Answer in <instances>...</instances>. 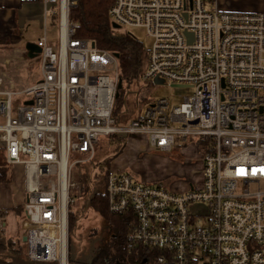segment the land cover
<instances>
[{"label":"built area","instance_id":"built-area-1","mask_svg":"<svg viewBox=\"0 0 264 264\" xmlns=\"http://www.w3.org/2000/svg\"><path fill=\"white\" fill-rule=\"evenodd\" d=\"M44 2L59 4L46 13L59 16L60 44L39 37L40 77L17 88L0 70V142L6 162L23 165L28 177V258L62 264L83 164L101 137L142 135L150 152L171 154L182 171L165 185L110 167L109 210L130 224L124 250L113 248L105 264H264V190H251L264 180V11L221 10L217 0H115L112 21L153 38L143 79L195 89L179 106L157 99L121 123L119 57L77 37L69 13L78 0ZM15 97L23 99L16 116ZM139 150L137 141L127 145L129 163ZM192 166L195 183L187 184ZM201 203L205 212L192 214ZM5 213L0 207V233Z\"/></svg>","mask_w":264,"mask_h":264},{"label":"rangeland","instance_id":"rangeland-1","mask_svg":"<svg viewBox=\"0 0 264 264\" xmlns=\"http://www.w3.org/2000/svg\"><path fill=\"white\" fill-rule=\"evenodd\" d=\"M227 2L232 3V6L236 5L235 8H264V0H228ZM56 5L59 6L58 3ZM58 19L55 20L54 24L51 22L48 24L50 38L54 40L56 45L58 44L59 39ZM115 32L118 35L130 33L142 44L143 49L146 52H148L152 46L153 38L147 34V30L143 27L119 26L116 27ZM40 33V26L38 24H31L28 34L24 35L30 38L31 42H37L39 35H41ZM10 60L7 61L6 59H3V63L6 65L10 64V66L7 67L2 65L0 66V70H8V72L6 71L8 73L7 75L14 80V77L19 75L18 71L20 70V67H18V62H10ZM36 60L37 59L21 70V75L25 78L22 83H26L29 80L27 84H31L36 78H39L40 64ZM145 67L146 64L139 78L135 79L132 83L126 81L123 83L124 103L122 106L117 107L120 108L117 112L120 113L118 118L121 123H130L144 113L148 104L157 99L166 98L169 102L170 109H172L174 106H179L186 96H192L194 93L195 89L192 87L170 86L165 80H161V84L154 88L147 80L143 79L142 75L145 71ZM17 84L22 85L21 81H18ZM22 100V98L18 99L17 97L13 100V114L15 116L17 115V107L22 104ZM135 141L141 146V150H139L140 153L135 155L131 160V163H129L128 159L125 158L126 152H124V149L129 143H134ZM128 150L129 148L127 151ZM116 152V137H101L100 143L97 144L95 149L93 158L89 162L83 164V171L86 177H84L83 180L86 179L88 181V189L85 193L76 197L75 203L71 206V211L74 213V221L69 227L67 234L68 264H92L96 255L97 246L105 245L109 240L111 241L114 239V232L111 229L109 221L93 207L91 199L95 192L104 190L105 188L107 169H102L97 165L103 163L106 159L115 156ZM122 152H124L122 157H120L122 160L120 161L119 159V161L115 163L114 160L120 155L119 154L112 160L110 167H112L113 164L116 166L121 164V166L133 170L138 176L139 173H142L143 177L150 178L153 181H159L158 178H163L165 185H171L173 183L171 181L177 179L180 171H182L176 165V162H174L175 158H173L171 154L159 151L150 152L146 147L145 137L142 135H131L128 137ZM187 160L189 161L190 159ZM186 165L191 166L190 162L184 166ZM192 168L196 167H189L184 172V174H187L186 176H183V178L186 179L187 184L195 183L197 174L192 173ZM78 176L77 173V178ZM258 188L264 190V180L260 184L255 183L251 186V190H256ZM205 208L206 205L203 203L196 204L192 209V214L198 215L199 213H203L205 212ZM19 216L20 228H22L23 223L26 222L24 212L20 213ZM21 231L23 232V229H21ZM17 245L22 247L20 251L14 252L12 250H4L0 252V259L10 262L8 264H34L35 262L25 257L26 243L20 239V241L17 242ZM113 247L118 250L117 247ZM21 253H24V255H21ZM143 255H145V252H143ZM134 256V253H129V258L133 263L135 262ZM109 257L111 256H108L107 258ZM152 257L153 256H151L150 259H152Z\"/></svg>","mask_w":264,"mask_h":264},{"label":"crops","instance_id":"crops-1","mask_svg":"<svg viewBox=\"0 0 264 264\" xmlns=\"http://www.w3.org/2000/svg\"><path fill=\"white\" fill-rule=\"evenodd\" d=\"M227 1L228 0H217L218 7L226 11H264V8H235L236 5L232 6V3ZM54 7L58 8L59 6L52 3L45 4L44 0H0V66H10V64H4L3 59L7 61L11 59L10 62H18L20 70L18 71L19 75L17 73L18 76L14 77L16 82L7 75L8 70L4 69L3 71L7 75L8 80L17 88L30 85L27 84L29 80L26 83H22L25 78L21 75V70L31 64V62H34L35 59L39 62L38 56L40 53H38L36 57H31L27 49L29 43L37 44V42H31V39L24 35L28 34L31 24H38L40 26L41 35H39V37L45 33L50 44L55 46L56 49L59 47V39L56 45L54 40L50 38L48 30L49 22L54 24L55 20L59 18L51 13H46L47 9H52ZM18 81H21L22 85H18ZM0 148L4 151L5 160L4 164L0 165V207L6 211L4 216V231L0 233V245L10 246V244H14L15 247L13 248H16V250L13 249L12 251L16 252L19 247L17 242L20 241V239L23 241L19 214L24 212L28 177L23 165L8 164L6 162L5 150L2 148L1 142ZM116 159L114 160L115 163L118 162V159ZM84 177L85 175L82 176L81 179L83 180ZM21 255H24V253H21Z\"/></svg>","mask_w":264,"mask_h":264},{"label":"trees","instance_id":"trees-1","mask_svg":"<svg viewBox=\"0 0 264 264\" xmlns=\"http://www.w3.org/2000/svg\"><path fill=\"white\" fill-rule=\"evenodd\" d=\"M114 1L115 0H78L77 5L70 9L69 17L71 21L78 23L76 32L77 37L91 39L96 46L119 54L120 78L122 83L125 81L132 83L135 79L139 78L144 70V66L147 62V52L144 51L142 44L130 33L118 35L115 32L116 27L110 17V8ZM123 103L124 91L122 86V88L119 89V96L116 99V111L120 109L117 107L122 106ZM115 137L117 142L116 155L97 165L102 169H107V173L109 172L112 160L122 152L127 139L124 136ZM204 142L206 141H201L200 143L204 144ZM4 161V151L0 148V165L4 164ZM105 188L104 190L95 192L91 200L93 207L109 221L111 229L114 232V239L111 241L109 240L105 245L97 246L96 255L92 264H105L106 258L112 255L113 246L117 247L120 252L124 250V238L130 224L129 216L116 214L109 210ZM87 189L88 181L84 179L82 180V193H85ZM73 214L74 213L71 211L69 215V227L74 221ZM13 245L14 244H10V246L0 245V252L8 249L16 250V248H13L15 245ZM21 248L20 246L17 250L20 251ZM26 257L28 258L27 252ZM8 263L10 262L0 259V264ZM35 263L59 264L57 261Z\"/></svg>","mask_w":264,"mask_h":264},{"label":"water","instance_id":"water-1","mask_svg":"<svg viewBox=\"0 0 264 264\" xmlns=\"http://www.w3.org/2000/svg\"><path fill=\"white\" fill-rule=\"evenodd\" d=\"M114 26L115 27H119L117 24L114 23ZM27 49L29 50V55L31 57H36L38 53H40L42 51L41 47L36 44V43H29L28 46H27ZM116 56L119 57V54L116 53ZM123 86V83H122V80H120L119 82V89H121ZM119 96V91L117 93V97ZM23 241L25 242L26 241V237H23Z\"/></svg>","mask_w":264,"mask_h":264},{"label":"bare ground","instance_id":"bare-ground-1","mask_svg":"<svg viewBox=\"0 0 264 264\" xmlns=\"http://www.w3.org/2000/svg\"><path fill=\"white\" fill-rule=\"evenodd\" d=\"M65 4H64V7H63V10L65 11ZM64 22H66V13H64ZM64 247H66V243L64 241ZM67 258H66V248L63 249V257H62V264H67Z\"/></svg>","mask_w":264,"mask_h":264}]
</instances>
